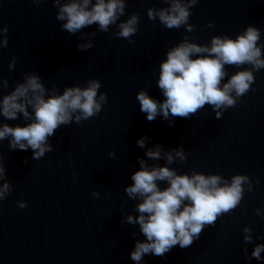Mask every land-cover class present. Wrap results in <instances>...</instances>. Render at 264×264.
<instances>
[{"label": "water", "instance_id": "water-1", "mask_svg": "<svg viewBox=\"0 0 264 264\" xmlns=\"http://www.w3.org/2000/svg\"><path fill=\"white\" fill-rule=\"evenodd\" d=\"M163 6V0H127L120 19L132 12L140 17L132 42L112 36L115 26L103 33L92 25L82 31L96 33L93 47L81 51L76 46L80 33L61 31L51 0L39 5L32 0H0V24L8 26V45L0 49V76L9 81L4 93L24 73L34 71L46 88L55 85L58 92L97 78L99 91L108 97L97 116L57 129L49 138L54 150L40 160L32 159L31 149L9 150L8 141H0L6 179L13 185L11 194L0 201V264H136L130 252L136 240L146 238L138 225L122 226L121 220L125 213L137 215L136 201L128 199L123 187L132 183L130 175L139 168L137 157L147 159L136 144L142 136L149 137V146L185 148L186 161L168 165L178 173L196 170L226 178L243 173L253 180L254 190L245 191L240 206L215 226L205 227L191 246H174L163 256L147 254L140 264H264V252L259 261L245 259L243 252L246 247L250 255L256 243H264V218L255 212H264V69L254 73L253 90L221 119L205 106L190 118H174L171 127L160 116L148 121L135 95L144 89L163 99L155 85L159 62L185 35L207 43L212 35L235 38L246 25H253L264 44V0H199L189 19L197 26L193 32L183 27L169 30L147 18V8ZM208 21L213 28L205 27ZM13 58L15 69L9 71ZM226 68L229 73L237 70ZM110 150L115 157L108 156ZM94 189L99 198L91 195ZM18 200L28 206L18 209ZM245 225L253 231L252 243L243 241Z\"/></svg>", "mask_w": 264, "mask_h": 264}, {"label": "clouds", "instance_id": "clouds-1", "mask_svg": "<svg viewBox=\"0 0 264 264\" xmlns=\"http://www.w3.org/2000/svg\"><path fill=\"white\" fill-rule=\"evenodd\" d=\"M43 0H32L39 5ZM199 0H163L166 6L146 9L150 21H158L169 30L183 27L186 32L196 30L189 23L191 9ZM56 7V19L61 21L60 29L71 35L80 33L77 48L88 51L93 47L95 32L82 30L95 25L99 32L107 33L115 26L112 36L123 38L130 43L139 29V14L132 12L126 19L127 0H51ZM214 27L211 21L205 25ZM8 26L0 24V49L8 45ZM164 59L159 62L158 78L155 85L163 99L157 100L141 89L136 92L140 111L148 121L158 116L173 126L176 117L190 118L205 106L212 109L214 117L221 119L223 113L237 105L242 96L252 91L255 72L264 69V44L261 43L260 29L246 25L232 38L228 35H212L207 43H197L187 35L167 48ZM16 60L8 62L9 71L15 69ZM227 67L237 69L229 73ZM250 66V67H249ZM101 82L90 78L84 86H65L58 92L55 85L46 88L42 78L34 71L26 72L16 81L10 91L9 81L0 76V141L7 140L9 150H32V159L40 160L54 150L49 138L61 126L73 122L81 124L97 116L107 103L106 93L99 91ZM171 117V118H170ZM22 120L21 126L5 121ZM149 137L142 136L136 144L144 149L147 159L137 157L139 168L131 173V184L123 187L129 200L136 201L133 211L125 213L124 224L138 225L145 241L136 240L130 258L140 264L147 254L163 256L174 246L187 248L200 237L205 227L215 226L225 214L232 213L240 206L245 191L254 190L253 180L247 174L236 173L226 178L218 173L177 172L169 167L187 159L182 145L165 149L161 144L149 146ZM109 157H115L112 150ZM0 153V201L6 199L13 185L6 179V168ZM149 161L153 163H149ZM163 161V164L155 163ZM30 161L25 158L24 163ZM163 183L166 186L160 187ZM258 183V181H257ZM94 198L100 193L91 192ZM18 209L28 205L23 200L16 202ZM255 212L264 218V212ZM245 244L252 243L253 231L245 225L242 228ZM133 237L136 232H132ZM256 239H260L257 235ZM245 259L261 260L264 243H256L249 255L243 249Z\"/></svg>", "mask_w": 264, "mask_h": 264}]
</instances>
